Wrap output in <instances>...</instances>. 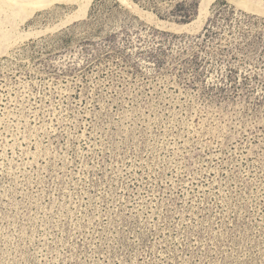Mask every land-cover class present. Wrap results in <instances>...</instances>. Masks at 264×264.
I'll return each instance as SVG.
<instances>
[{
    "label": "rangeland",
    "instance_id": "rangeland-1",
    "mask_svg": "<svg viewBox=\"0 0 264 264\" xmlns=\"http://www.w3.org/2000/svg\"><path fill=\"white\" fill-rule=\"evenodd\" d=\"M78 8L0 5V264H264V0Z\"/></svg>",
    "mask_w": 264,
    "mask_h": 264
},
{
    "label": "bare ground",
    "instance_id": "bare-ground-1",
    "mask_svg": "<svg viewBox=\"0 0 264 264\" xmlns=\"http://www.w3.org/2000/svg\"><path fill=\"white\" fill-rule=\"evenodd\" d=\"M93 1L94 0H0V5L2 3H9L12 7L23 10L27 15H33L39 10L48 9L57 4H77L79 7L78 15L72 18L75 19L85 16ZM245 6L247 9L252 8L250 3H247Z\"/></svg>",
    "mask_w": 264,
    "mask_h": 264
}]
</instances>
